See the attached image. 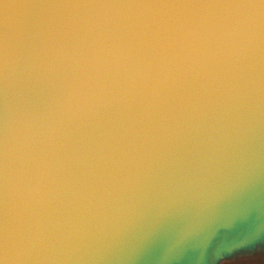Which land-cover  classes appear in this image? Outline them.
Wrapping results in <instances>:
<instances>
[{"label": "clouds", "instance_id": "clouds-1", "mask_svg": "<svg viewBox=\"0 0 264 264\" xmlns=\"http://www.w3.org/2000/svg\"><path fill=\"white\" fill-rule=\"evenodd\" d=\"M0 16V264H104L144 209L264 177V0Z\"/></svg>", "mask_w": 264, "mask_h": 264}, {"label": "water", "instance_id": "water-1", "mask_svg": "<svg viewBox=\"0 0 264 264\" xmlns=\"http://www.w3.org/2000/svg\"><path fill=\"white\" fill-rule=\"evenodd\" d=\"M202 196L214 210L195 213L186 201L144 209L120 234L104 264H218L264 250V177L227 200L215 192Z\"/></svg>", "mask_w": 264, "mask_h": 264}, {"label": "rangeland", "instance_id": "rangeland-1", "mask_svg": "<svg viewBox=\"0 0 264 264\" xmlns=\"http://www.w3.org/2000/svg\"><path fill=\"white\" fill-rule=\"evenodd\" d=\"M218 264H264V250L256 252L254 255L222 258L218 260Z\"/></svg>", "mask_w": 264, "mask_h": 264}]
</instances>
